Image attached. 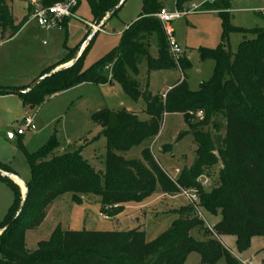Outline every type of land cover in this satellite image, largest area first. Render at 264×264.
Returning a JSON list of instances; mask_svg holds the SVG:
<instances>
[{"label":"trees","instance_id":"16d2710c","mask_svg":"<svg viewBox=\"0 0 264 264\" xmlns=\"http://www.w3.org/2000/svg\"><path fill=\"white\" fill-rule=\"evenodd\" d=\"M59 1L41 0V3L49 6ZM87 1L92 23L99 25L120 0ZM175 1L180 9L187 0ZM205 6L219 15L221 42L213 49H200L201 60L212 59L215 67L212 77L202 81L196 91L188 89L185 76L164 95L150 93L147 83L142 89L135 78L139 74L137 63L142 58L148 59V70L175 66L167 54L166 37L155 16L163 8L157 0H142L140 14L122 31L119 44L88 68H81L83 51L67 67L53 73L57 66L44 69L37 78L45 77L31 90L25 91L28 86L0 87L17 91L14 94L23 106L35 108L45 97L81 83L117 84L131 99L144 101V113L149 117L140 120L134 112L106 108L91 115V120L101 128L98 137H103L105 142L103 172L94 170L80 150L56 154L58 141L54 134L31 153L20 143L30 177L25 181L26 196L16 216L21 203L19 187L10 177L0 176L14 195L0 223V232L10 224L0 234V264H184L191 253L199 255L200 264H217L222 259L226 264H240L218 240L211 237L198 241L191 236V230L202 227L203 222L193 216L189 206L179 209L170 227L150 241L142 229L65 230L57 225L46 240L37 242L36 249L26 246V232L41 225L48 206L63 194L69 193L75 203H81L82 196H97L100 211L113 217L123 211L126 203H140L156 188L163 194L175 193L177 185L197 187L203 211L220 216L213 224L215 233L234 236L239 252L249 247L252 236L262 237L260 253L264 264V29L249 30L256 38L242 42L232 53L225 47L228 34L247 31L230 23L227 0L206 2ZM27 18L28 14L14 24L10 7L0 0L2 38L13 37ZM68 19L61 22L64 30ZM153 36L157 59L148 56L149 40ZM73 58L74 54L69 53L61 63ZM178 66L183 71L190 62L181 58ZM0 94L9 93L0 91ZM197 110H202L204 115L192 122V113ZM165 114H181L188 130L180 131L178 136L191 134L196 145L193 163L183 168L175 180L165 173L148 147L141 150L140 159L123 156L143 141L156 137ZM209 126L215 135L205 129ZM218 161L222 165L218 184L205 190L197 178ZM0 170L16 175L6 164L0 163Z\"/></svg>","mask_w":264,"mask_h":264},{"label":"rangeland","instance_id":"374dc122","mask_svg":"<svg viewBox=\"0 0 264 264\" xmlns=\"http://www.w3.org/2000/svg\"><path fill=\"white\" fill-rule=\"evenodd\" d=\"M5 1L16 19L20 20L25 15L26 10L21 0ZM157 1L167 12H174L178 9L175 0ZM208 1L210 0H187L183 3V7L189 8L194 4L198 6V11L187 14L169 24L173 30V38L182 50V54L177 58L167 52L175 66L148 70L147 58L138 61L139 74L135 78L140 82L142 89L146 88L145 83H147V89L150 93L161 94L167 86L185 76L188 89L196 91L202 81H207L212 77L215 62L212 59L201 60L200 49H213L220 44L221 20L217 12L206 9L205 3H208ZM227 1L231 8L229 12L230 23L247 31H233L228 34L225 47L230 52L235 53L243 38V33H247L246 36L250 37L249 30L257 27L264 29V0ZM141 6L142 0H126L124 2L116 15L110 18L92 38L89 46H85L86 49L84 48V52L82 51L83 54L80 60L82 70L88 68L119 44L121 33L118 32L126 24H131L137 19L141 12ZM75 15L77 18H69L71 23L65 30L62 27L42 29L34 21H31L16 39L1 43L0 58H8L3 62L1 68L0 85L27 83V77L39 74V72L48 68V65L63 58L67 52L66 47L80 46L84 40L85 32L90 35L95 29L93 27L98 25L92 23L93 16L87 0H81ZM112 29H115L116 32L113 33ZM148 56L150 59L158 58L154 36L150 37L149 40ZM4 58H2L3 61ZM181 58L190 62V66L183 71L178 66ZM145 77H147L146 81ZM36 78L25 86L29 87ZM54 95L44 98L41 113L44 108L56 104L57 110L59 107H61V111L63 109L61 118L49 123L43 131H40V129L45 122L48 123L47 116L51 117L52 115L49 111H46L45 115L47 116L43 117L44 120L35 117L34 129H26L23 136H15L13 139L10 137V134H14L16 128L22 124L23 115L19 116L17 121H12V127L9 130L5 128V124L0 130V163L6 164L14 170L22 181L29 179L30 169L20 143L27 152L31 153L39 149L46 132L54 134L55 137L58 135L61 137L62 142L70 139L69 141L73 145L84 137L92 140L98 135L99 127L91 120V115L104 108L111 111L125 109L135 112L138 113L140 120L149 118L144 113V101L142 99H131L119 86L101 87L91 83L73 88L63 96L54 97ZM95 100H98L97 106H93L92 109L94 110L91 115L87 114L89 105ZM200 111L204 115V112ZM195 112L192 113V122L197 121L194 116ZM30 115H32L31 112ZM205 129L210 130L212 136L215 135V131L211 126ZM187 130L183 116L180 114H165L159 134L131 148L123 156L126 159H140L141 150L148 147L165 173L175 180L181 170L188 168L195 158L196 145L192 135L178 136L180 131ZM98 143L94 139L92 145H98ZM88 155L92 154L88 153ZM95 156L97 161L93 165L89 164L94 170L103 172L104 163L100 164L99 162L105 157L103 147L100 146L95 151ZM221 168V163L216 162L211 168L206 169L197 178V181L198 179L206 180L209 185H206L204 189H212L218 184V174ZM18 187L20 196H22V186L19 184ZM177 189L178 191L175 193L163 194L156 188L154 193L141 204L131 203L136 205L135 212L125 215L123 219L115 218L117 215L108 217L103 214L100 211L101 204L97 196H82L81 203H75L71 200L69 193L63 194L48 206L45 220L41 225L26 232V246L30 250L36 249L37 242L46 240L57 225L65 230L122 231L131 228L142 229L145 231L146 240L150 241L170 227L173 220L178 217L179 209L188 206V200L183 196L182 191L197 190V187L185 188L177 185ZM13 198L11 188L0 180V223L4 220ZM203 216L205 219L203 226H197L190 232L191 236L198 241L211 238L213 235L206 234L205 231L208 232L207 228L213 226L220 219L219 215L214 216L205 211H203ZM219 237L223 244L229 248L230 254L235 260L236 256L243 261L250 260L252 264H262V254L260 253L263 246L262 237L252 236L249 247L241 252L236 248L234 236L223 238L220 235ZM0 259H2L1 250ZM185 264H200L199 255L197 253L189 254ZM217 264L226 263L222 259Z\"/></svg>","mask_w":264,"mask_h":264},{"label":"crops","instance_id":"0c3cea01","mask_svg":"<svg viewBox=\"0 0 264 264\" xmlns=\"http://www.w3.org/2000/svg\"><path fill=\"white\" fill-rule=\"evenodd\" d=\"M213 1H215V0H210V1H208L209 3H211V2H213ZM21 3H22V5H23V2H22V0H21ZM23 7H24V5H23ZM163 7V6H162ZM11 9V8H10ZM250 9V8H249ZM252 9H254V8H252ZM230 10H231V8L229 7V12H230ZM11 12H12V10H11ZM212 12H215L216 13V11H212ZM25 15H27V13L25 12L24 13ZM12 15H13V12H12ZM24 15V16H25ZM23 16V17H24ZM22 17V18H23ZM21 18V19H22ZM21 19L19 20V19H16V17L13 15V20H14V24H18L20 21H21ZM72 19V18H71ZM71 19H68L67 20V22H66V29H67V27L69 26V24L71 23ZM31 21L27 18V21L22 25V27L18 30V32L13 36V37H11V38H2V33H1V41H0V44L1 43H4V42H7V41H9V40H14V39H16L20 34H21V32L24 30V29H26L27 27H28V25H29V23H30ZM107 22V21H106ZM105 22V23H106ZM104 23V24H105ZM129 24H126L124 27H123V29L121 30V31H119L118 33H122V31L125 29V28H127V26H128ZM258 28V27H257ZM262 29V28H261ZM0 31H1V29H0ZM112 32L113 33H115L116 32V30L115 29H112ZM86 33L87 32H85V34L84 35H86ZM246 34L247 33H243V38H242V40L240 41V43H239V46L242 44V42H244V41H250V40H252V39H254V38H256V34H254V33H248L249 35H250V37H248V36H246ZM83 43V42H82ZM81 43V44H82ZM81 46V45H80ZM80 46H76V47H74V48H71V47H66V49H67V52H66V54H65V56L63 57V58H61L60 60H58L57 62H55V63H51L50 65H48V67L49 66H57L56 68H60V67H63V66H66V65H68L72 60H70V61H68V62H66V63H61L62 62V60L70 53V56L72 55V54H74V56L77 54V52L79 51V47ZM239 46H238V48H239ZM238 48H237V50H238ZM2 58H4V57H1L0 58V72H1V68H2V66H3V62H5V60L8 58V57H6V58H4V61H3V59ZM43 71V70H42ZM41 71V72H42ZM41 72H39V74L41 73ZM39 74H33L32 76H29V77H27V80H28V82L27 83H17V84H14V85H0V87H12V86H17V87H20V86H25V85H28L29 84V82H31V80H33L34 78H36ZM145 78H147V77H145ZM181 79H182V77L181 78H179V79H177L175 82H173L171 85H169V86H167L162 92H161V95H164L173 85H175L176 83H178L179 81H181ZM22 82V81H21ZM88 85V84H91V83H81V84H79V85H77V86H74V87H72V88H70V89H68V90H65V91H62V92H59V93H56L55 95H54V97L55 96H63L64 94H66L68 91H70V90H72L73 88H76V87H81V85ZM97 86H101V87H107V86H118L117 84H101V85H97ZM53 96V95H52ZM52 96H50V97H52ZM97 102H98V100H95L94 102H91V104L89 105L90 107H89V109H87V114H92V112H93V110L94 109H92V108H94L93 106H97ZM43 105V103L41 104V106H38V107H35V108H28V107H25V106H23L22 105V102H21V100H20V98L18 97V95H16V94H12V93H9V94H4V95H1L0 94V130L2 129V126L5 124V128L7 129V130H9L11 127H12V121H17L18 119L17 118H19V116H21V115H23V117H26V116H29V117H31L32 118V124H31V127L29 128V129H34V125H33V123H34V119H35V117H38L39 119H43V117L45 118V116H47V115H45V113H46V111H49L50 112V114H52L51 115V117H49V116H47V119L49 120L48 121V123L47 122H45L44 123V126L40 129V131H43L44 129H46L47 128V126H48V124L49 123H52L54 120H58V118H61V114H62V111H63V109H62V111H61V107H59V109L57 110L56 109V104H53L52 106L50 105V106H48L47 108H44L43 109V112L41 113V111H42V106ZM30 112L32 113V115H30ZM135 113V112H134ZM137 115H138V113H136ZM181 115V114H180ZM182 116V115H181ZM138 118H139V115H138ZM44 120V119H43ZM148 120V119H147ZM98 126V125H97ZM99 127V126H98ZM19 127H17L16 128V132L14 133V134H10V137L13 139L15 136H23L24 135V133H25V131L23 132V134H20V135H18L17 134V129H18ZM101 131V128L99 127V131H98V134H99V132ZM50 136H52V133H50V132H46L45 133V135H44V138L42 139V141H41V145H40V147L43 145V144H45L46 142H47V140L50 138ZM56 139H57V141H58V148H57V150H56V154H58V155H61V154H64V153H69V152H74V151H76V150H80V154H81V156L84 158V159H86L87 161H88V163H90L91 165H93L97 160H96V156H95V151L101 146V147H103V149H104V144H105V142H104V139H103V137H98V135L94 138L95 140H97V142H99L98 143V145H92L93 144V142H94V139H92V140H90L88 137H84L83 139H80L77 143H75L74 145L71 143V141H69L70 139H68L66 142H62L61 141V137H59L58 135H57V137H56ZM77 144V145H76ZM39 147V148H40ZM91 152V153H90ZM88 153L89 154H92V155H88ZM100 162V164H102V163H104V159L102 160H100L99 161ZM104 168V167H103ZM14 173H15V171L14 170H12ZM16 174V173H15ZM16 176L19 178V175H17L16 174ZM20 179V178H19ZM12 180L15 182V183H17L18 185H19V180H17L16 178H12ZM25 182V181H24ZM55 201V200H54ZM143 202V201H142ZM142 202H140V203H135V204H141ZM131 203H134V202H129V203H126L125 205H124V209H123V211L120 213V214H118L115 218H117V219H123V217L125 216V215H127V214H130V213H133V212H135V207H136V205H134V204H131ZM127 211V212H126ZM45 220V219H44ZM131 229H133V228H131ZM227 237H229V236H223V238H227ZM235 238V237H234ZM26 241V240H25ZM187 259V258H186ZM185 264V263H184Z\"/></svg>","mask_w":264,"mask_h":264},{"label":"built area","instance_id":"2783aa9c","mask_svg":"<svg viewBox=\"0 0 264 264\" xmlns=\"http://www.w3.org/2000/svg\"><path fill=\"white\" fill-rule=\"evenodd\" d=\"M22 2L30 21H34L36 25L42 29H51L53 27H61V22L65 18H77V16L75 15V11L79 6L81 0H61L49 6H44L41 3V0H22ZM197 11L198 6L192 4L189 8H185L182 6L180 9H177L174 12H167L164 8H162L158 13L155 14L156 18H158V20L160 21L163 32L165 34L169 53L175 58L179 57L182 54V50L177 41L173 38V30L169 24L187 14L195 13ZM194 116L201 119L203 117V113L200 110H197L194 113ZM31 124L32 118L29 116L24 117L22 120V124L17 129V134H23L26 129L31 127ZM198 182L203 188H205L206 185H209L206 180L198 179ZM182 193L183 196H185V198L188 200V206L192 209L193 216L201 220L202 222L205 221L203 216V209L199 204V195L197 190H183ZM207 229L209 234L213 235L212 238L218 240L231 253L229 248H227L223 244L220 237L215 233L213 226H209ZM235 258L240 264H252V261L250 260L243 261L236 256Z\"/></svg>","mask_w":264,"mask_h":264},{"label":"water","instance_id":"95a60500","mask_svg":"<svg viewBox=\"0 0 264 264\" xmlns=\"http://www.w3.org/2000/svg\"><path fill=\"white\" fill-rule=\"evenodd\" d=\"M125 0H120L118 2V4L105 16V18L103 19V21L93 30V32L87 37V39L81 44V46L79 47V51L77 52V54L74 56V58L72 59V61L66 65V66H63V67H60V68H56L54 69L51 73H53L54 71H57V70H60L64 67H67L69 65H71L74 61H76L79 56L81 55L82 51L84 50L85 46L87 45L88 41L95 35L96 32H98L102 27L101 25L103 23H105L106 21H108L110 18L113 17V15L115 13H117L119 11V9L122 7V5L124 4ZM45 77L42 76V77H39L37 78L32 84H30V86L25 90V91H28V90H31L33 87H35L43 78ZM0 91H5L7 93H16L17 91H11V90H1ZM0 176H8L10 177L11 179L12 178H16L17 180H19V182H21L23 185H24V188H25V191L24 193H22V196H21V203H20V206H19V209H18V212L16 213V216L19 214V212L21 211L22 209V206H23V203H24V199H25V196H26V192H27V188H26V185H25V182L20 180L16 175L14 174H11V173H7V172H4V171H1L0 170ZM16 216L12 219V221L15 220ZM10 224L6 225L0 232V234L6 230L8 227H9Z\"/></svg>","mask_w":264,"mask_h":264},{"label":"bare ground","instance_id":"6f19581e","mask_svg":"<svg viewBox=\"0 0 264 264\" xmlns=\"http://www.w3.org/2000/svg\"><path fill=\"white\" fill-rule=\"evenodd\" d=\"M19 184L22 186L23 193H24V191H25L24 185L21 182H19Z\"/></svg>","mask_w":264,"mask_h":264}]
</instances>
